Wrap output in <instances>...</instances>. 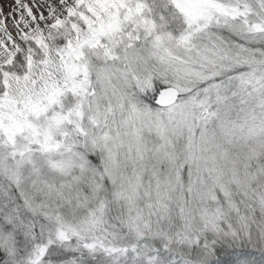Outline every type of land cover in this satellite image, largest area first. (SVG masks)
<instances>
[{
  "label": "snow or ice",
  "instance_id": "obj_1",
  "mask_svg": "<svg viewBox=\"0 0 264 264\" xmlns=\"http://www.w3.org/2000/svg\"><path fill=\"white\" fill-rule=\"evenodd\" d=\"M0 264H264V0H0Z\"/></svg>",
  "mask_w": 264,
  "mask_h": 264
}]
</instances>
